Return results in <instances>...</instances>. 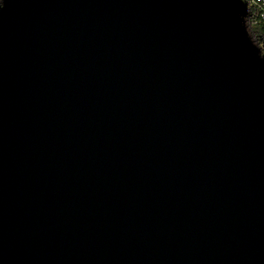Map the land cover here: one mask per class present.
Instances as JSON below:
<instances>
[{
    "label": "water",
    "instance_id": "1",
    "mask_svg": "<svg viewBox=\"0 0 264 264\" xmlns=\"http://www.w3.org/2000/svg\"><path fill=\"white\" fill-rule=\"evenodd\" d=\"M241 0H3L0 264H264V55Z\"/></svg>",
    "mask_w": 264,
    "mask_h": 264
},
{
    "label": "built area",
    "instance_id": "2",
    "mask_svg": "<svg viewBox=\"0 0 264 264\" xmlns=\"http://www.w3.org/2000/svg\"><path fill=\"white\" fill-rule=\"evenodd\" d=\"M248 8V28H264V0H241ZM3 0H0V5Z\"/></svg>",
    "mask_w": 264,
    "mask_h": 264
},
{
    "label": "trees",
    "instance_id": "3",
    "mask_svg": "<svg viewBox=\"0 0 264 264\" xmlns=\"http://www.w3.org/2000/svg\"><path fill=\"white\" fill-rule=\"evenodd\" d=\"M248 31L252 40L261 49L264 55V28H248Z\"/></svg>",
    "mask_w": 264,
    "mask_h": 264
}]
</instances>
